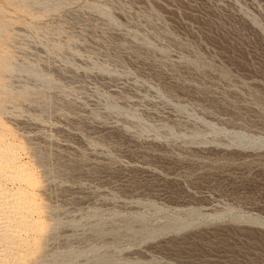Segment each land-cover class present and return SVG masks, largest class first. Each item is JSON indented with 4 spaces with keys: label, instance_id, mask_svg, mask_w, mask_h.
<instances>
[{
    "label": "rangeland",
    "instance_id": "rangeland-1",
    "mask_svg": "<svg viewBox=\"0 0 264 264\" xmlns=\"http://www.w3.org/2000/svg\"><path fill=\"white\" fill-rule=\"evenodd\" d=\"M0 264H264V0H0Z\"/></svg>",
    "mask_w": 264,
    "mask_h": 264
},
{
    "label": "bare ground",
    "instance_id": "bare-ground-1",
    "mask_svg": "<svg viewBox=\"0 0 264 264\" xmlns=\"http://www.w3.org/2000/svg\"><path fill=\"white\" fill-rule=\"evenodd\" d=\"M22 201V200H21Z\"/></svg>",
    "mask_w": 264,
    "mask_h": 264
}]
</instances>
